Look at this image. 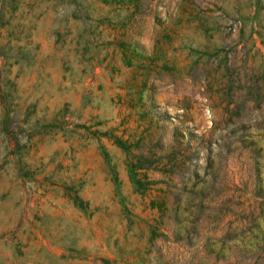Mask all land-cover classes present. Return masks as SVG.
Returning a JSON list of instances; mask_svg holds the SVG:
<instances>
[{
	"label": "rangeland",
	"instance_id": "1",
	"mask_svg": "<svg viewBox=\"0 0 264 264\" xmlns=\"http://www.w3.org/2000/svg\"><path fill=\"white\" fill-rule=\"evenodd\" d=\"M0 264H264V0H0Z\"/></svg>",
	"mask_w": 264,
	"mask_h": 264
},
{
	"label": "trees",
	"instance_id": "2",
	"mask_svg": "<svg viewBox=\"0 0 264 264\" xmlns=\"http://www.w3.org/2000/svg\"><path fill=\"white\" fill-rule=\"evenodd\" d=\"M115 140L119 145L125 146L123 139L118 137ZM172 153H173V151L168 152L167 155H165L167 157V160H170L171 158H172V160H174V155ZM156 160L157 159L154 158L153 156L143 155V153L137 154V155H135L134 159L129 160L128 167H129V171L131 173L132 181H133L136 188L143 190L147 187V184H148V181H145L148 179H146L144 173L142 174V176L138 175V172H137L138 169H140L142 167H147L149 164H151L152 161H156Z\"/></svg>",
	"mask_w": 264,
	"mask_h": 264
}]
</instances>
